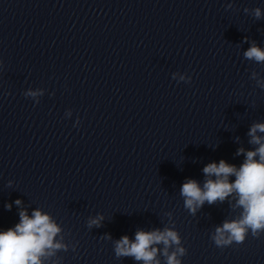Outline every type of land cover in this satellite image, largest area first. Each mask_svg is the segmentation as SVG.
I'll use <instances>...</instances> for the list:
<instances>
[{"label":"clouds","instance_id":"obj_1","mask_svg":"<svg viewBox=\"0 0 264 264\" xmlns=\"http://www.w3.org/2000/svg\"><path fill=\"white\" fill-rule=\"evenodd\" d=\"M254 15L256 19L261 18L259 7L254 9ZM244 57L264 64V49L253 42L244 52ZM255 77L254 72L252 78ZM172 78L175 79L176 74ZM191 80L189 75L187 78L185 75L180 76V81L185 83H191ZM257 84L264 88V82L257 81ZM42 94L41 90L29 89L24 96L36 98ZM258 131L264 133V123L254 124L248 133L251 137L250 143L258 147L247 152L243 148L237 150L236 155L243 154L245 157L239 167L223 159L219 163H209L203 168V187L197 180L188 179L180 190L184 207L192 215L205 202L209 205L217 201L223 203L229 197L235 196L234 207L241 209L239 217L225 220L210 236L213 243L221 249L233 244H243L249 234L256 238L264 234V137L258 136ZM21 203L19 199L15 201L17 206ZM11 207V204L5 205L7 210H11ZM102 219H89L88 227H99ZM61 232V227L49 214L36 209L29 216L27 210H20L19 223L0 231V264H44L47 258L55 256L58 251H68V245L62 242L63 236L56 239ZM161 244L164 246L162 250L155 247ZM161 251L166 258V264H181L180 258L187 254V249L182 246V239L174 228L166 227L163 231L157 229L148 232L141 230L135 233L134 240L125 235L114 242L117 259L131 257L135 261H143L144 264H153L154 261L155 264H160L156 257Z\"/></svg>","mask_w":264,"mask_h":264}]
</instances>
